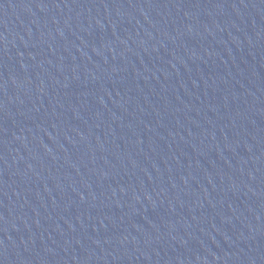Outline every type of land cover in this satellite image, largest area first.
Here are the masks:
<instances>
[{
  "label": "water",
  "instance_id": "obj_1",
  "mask_svg": "<svg viewBox=\"0 0 264 264\" xmlns=\"http://www.w3.org/2000/svg\"><path fill=\"white\" fill-rule=\"evenodd\" d=\"M0 264H264V0H0Z\"/></svg>",
  "mask_w": 264,
  "mask_h": 264
}]
</instances>
